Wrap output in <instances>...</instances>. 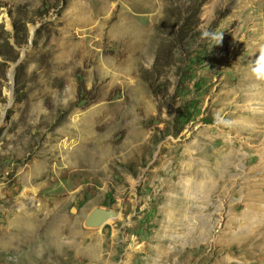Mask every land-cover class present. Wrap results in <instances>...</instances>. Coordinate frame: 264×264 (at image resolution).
Masks as SVG:
<instances>
[{
	"label": "rangeland",
	"instance_id": "374dc122",
	"mask_svg": "<svg viewBox=\"0 0 264 264\" xmlns=\"http://www.w3.org/2000/svg\"><path fill=\"white\" fill-rule=\"evenodd\" d=\"M261 45L264 0H0V264H264Z\"/></svg>",
	"mask_w": 264,
	"mask_h": 264
},
{
	"label": "water",
	"instance_id": "95a60500",
	"mask_svg": "<svg viewBox=\"0 0 264 264\" xmlns=\"http://www.w3.org/2000/svg\"><path fill=\"white\" fill-rule=\"evenodd\" d=\"M117 211L112 207L103 205L92 206L82 219V224L88 228H96L102 225L106 220L115 218Z\"/></svg>",
	"mask_w": 264,
	"mask_h": 264
},
{
	"label": "clouds",
	"instance_id": "9594fccd",
	"mask_svg": "<svg viewBox=\"0 0 264 264\" xmlns=\"http://www.w3.org/2000/svg\"><path fill=\"white\" fill-rule=\"evenodd\" d=\"M202 36L206 39H211L218 41L219 43L222 41V34H215L211 32L205 31ZM258 55H255V58L251 61V71L256 76L257 79L264 80V45H261L258 48Z\"/></svg>",
	"mask_w": 264,
	"mask_h": 264
},
{
	"label": "trees",
	"instance_id": "16d2710c",
	"mask_svg": "<svg viewBox=\"0 0 264 264\" xmlns=\"http://www.w3.org/2000/svg\"><path fill=\"white\" fill-rule=\"evenodd\" d=\"M8 47L9 48H11L9 45H8ZM11 50V49H10ZM1 58L3 59V60H12V61H14V60H16V58H17V56L14 54H12V55H10V56H4V55H1ZM5 62V61H4Z\"/></svg>",
	"mask_w": 264,
	"mask_h": 264
},
{
	"label": "bare ground",
	"instance_id": "6f19581e",
	"mask_svg": "<svg viewBox=\"0 0 264 264\" xmlns=\"http://www.w3.org/2000/svg\"><path fill=\"white\" fill-rule=\"evenodd\" d=\"M9 92V91H8Z\"/></svg>",
	"mask_w": 264,
	"mask_h": 264
}]
</instances>
